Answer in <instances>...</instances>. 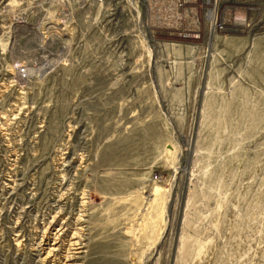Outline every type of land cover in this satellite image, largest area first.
Here are the masks:
<instances>
[{"label":"rangeland","instance_id":"374dc122","mask_svg":"<svg viewBox=\"0 0 264 264\" xmlns=\"http://www.w3.org/2000/svg\"><path fill=\"white\" fill-rule=\"evenodd\" d=\"M0 264H264V0H0Z\"/></svg>","mask_w":264,"mask_h":264},{"label":"built area","instance_id":"2783aa9c","mask_svg":"<svg viewBox=\"0 0 264 264\" xmlns=\"http://www.w3.org/2000/svg\"><path fill=\"white\" fill-rule=\"evenodd\" d=\"M104 1L105 0H74L75 10L77 11V7L78 10H83L84 8H86L89 9V11L92 13V9L96 7L97 10H99V7L103 6ZM96 18H98V16ZM100 26L104 27L103 25H97V27Z\"/></svg>","mask_w":264,"mask_h":264},{"label":"bare ground","instance_id":"6f19581e","mask_svg":"<svg viewBox=\"0 0 264 264\" xmlns=\"http://www.w3.org/2000/svg\"><path fill=\"white\" fill-rule=\"evenodd\" d=\"M210 14H211V12H210ZM210 14H209V15H210ZM210 17H212V16L210 15ZM75 243H76V242H75ZM71 255H72V254H71ZM69 257H70V256H69ZM69 257H68V258H69ZM73 257H74V256H73ZM66 260H67V259H66ZM68 260H69V259H68Z\"/></svg>","mask_w":264,"mask_h":264}]
</instances>
